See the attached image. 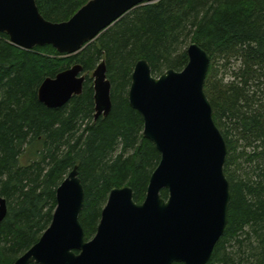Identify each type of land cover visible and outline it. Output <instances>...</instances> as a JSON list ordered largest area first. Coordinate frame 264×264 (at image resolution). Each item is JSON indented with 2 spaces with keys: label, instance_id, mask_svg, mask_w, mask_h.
Wrapping results in <instances>:
<instances>
[{
  "label": "trees",
  "instance_id": "1",
  "mask_svg": "<svg viewBox=\"0 0 264 264\" xmlns=\"http://www.w3.org/2000/svg\"><path fill=\"white\" fill-rule=\"evenodd\" d=\"M89 1L36 0L53 22L69 20ZM191 42L211 55L205 92L228 147V222L206 264H264V151L250 154L251 164H258L242 173V156L222 123L235 120L244 138L263 142L264 106H251L259 90L264 94V0L144 3L69 56L49 44L24 49L0 32V195L8 205L0 222V264H13L40 240L52 222L57 189L75 166L85 190L80 221L86 240L95 236L113 188L131 186L134 199L144 201L161 154L144 137V118L129 102L134 67L146 59L154 76L181 71ZM233 58L240 65L226 83L218 77L219 63L224 60L226 68ZM102 61L112 109L95 119L94 78L88 74ZM78 63L88 73L83 92L62 107H47L38 96L43 81ZM254 84L258 89L251 92ZM161 193L168 197L167 189Z\"/></svg>",
  "mask_w": 264,
  "mask_h": 264
},
{
  "label": "water",
  "instance_id": "2",
  "mask_svg": "<svg viewBox=\"0 0 264 264\" xmlns=\"http://www.w3.org/2000/svg\"><path fill=\"white\" fill-rule=\"evenodd\" d=\"M158 0H90L69 20H47L36 0H0V32L24 49L52 45L76 54L126 13ZM181 71L152 74L140 59L132 74L130 105L144 118V137L161 154L143 202L131 186L111 190L95 236L85 239L80 215L85 190L75 166L57 189V207L40 240L13 264H206L223 236L231 200L225 174L227 142L205 92L211 55L197 42L187 48ZM96 115L112 109V84L102 61L93 72ZM82 64L46 78L39 100L66 105L83 92ZM168 190V197L162 190ZM0 195V222L7 214Z\"/></svg>",
  "mask_w": 264,
  "mask_h": 264
},
{
  "label": "rangeland",
  "instance_id": "3",
  "mask_svg": "<svg viewBox=\"0 0 264 264\" xmlns=\"http://www.w3.org/2000/svg\"><path fill=\"white\" fill-rule=\"evenodd\" d=\"M66 56H69V55L66 54ZM229 62H230V64H228V66L226 68L222 66L224 63V60H221L219 63L220 72H219L218 77L224 78V81L226 83L232 79V77H231L232 71L234 69H237L240 65V60L237 58H233ZM87 74L88 73H84V75H87ZM88 75H90L91 77L93 76L92 73H90ZM254 89H256V90L258 89L256 84H254V88L251 89V92L254 91ZM258 94H259L258 97H256V100L253 102V105L251 106L252 110H255V109L257 110L260 107L264 106V94H263V92L261 93L260 90L258 91ZM232 121H233V123L235 122V120H232ZM222 123H223L224 129H230L231 130L230 131V134H231L230 138L235 143V145L237 147V154L242 156L239 159V163L241 164V169H242L241 172L244 173L245 170H251L252 171V167L258 163L256 160V162H252V164H251L249 155L250 154L253 155L255 152L258 153V152L264 151V136L262 137L263 142H262V139L261 140H255L254 138H252V139L248 138L247 139V138H244L242 136V132H243L242 127H239V129H236L235 126L233 125V123H231V121L229 119H223ZM263 127H264V125H263ZM263 130H264V128H263ZM261 165H263V163ZM238 173L240 174V172H238ZM238 173H237V175H238Z\"/></svg>",
  "mask_w": 264,
  "mask_h": 264
}]
</instances>
